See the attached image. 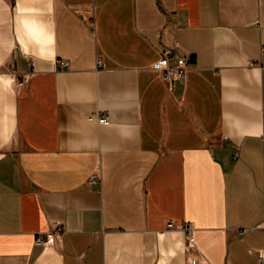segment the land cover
Returning a JSON list of instances; mask_svg holds the SVG:
<instances>
[{
    "label": "crops",
    "instance_id": "crops-1",
    "mask_svg": "<svg viewBox=\"0 0 264 264\" xmlns=\"http://www.w3.org/2000/svg\"><path fill=\"white\" fill-rule=\"evenodd\" d=\"M263 249L264 0H0V264Z\"/></svg>",
    "mask_w": 264,
    "mask_h": 264
},
{
    "label": "built area",
    "instance_id": "built-area-1",
    "mask_svg": "<svg viewBox=\"0 0 264 264\" xmlns=\"http://www.w3.org/2000/svg\"><path fill=\"white\" fill-rule=\"evenodd\" d=\"M171 57L172 52L166 51L164 53V58L160 61L159 67L163 71L164 79L169 83V86L173 89L174 84L176 82L183 81L185 78V72L190 67V59L186 56H178L176 59V64H171ZM33 62V61H32ZM63 65L67 66L68 63L64 62ZM24 81L20 82V85H24ZM98 120L100 123L105 124L107 123V117L102 116L98 117ZM98 178V176L93 175L92 180L95 181ZM170 227H173V224L170 225ZM185 229L187 231V240L189 244H193L194 237H193V228L190 226H185ZM53 236H60V230H58L55 233L50 234L51 240H53ZM37 244H47L42 238H38L36 240ZM259 259L262 263H264V249L259 251Z\"/></svg>",
    "mask_w": 264,
    "mask_h": 264
}]
</instances>
